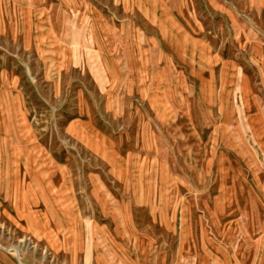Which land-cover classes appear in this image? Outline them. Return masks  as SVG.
<instances>
[{
	"label": "rangeland",
	"instance_id": "rangeland-1",
	"mask_svg": "<svg viewBox=\"0 0 264 264\" xmlns=\"http://www.w3.org/2000/svg\"><path fill=\"white\" fill-rule=\"evenodd\" d=\"M4 264H264V0H0Z\"/></svg>",
	"mask_w": 264,
	"mask_h": 264
},
{
	"label": "bare ground",
	"instance_id": "bare-ground-1",
	"mask_svg": "<svg viewBox=\"0 0 264 264\" xmlns=\"http://www.w3.org/2000/svg\"><path fill=\"white\" fill-rule=\"evenodd\" d=\"M3 259H4L6 264H11L10 261L6 260L5 258H3Z\"/></svg>",
	"mask_w": 264,
	"mask_h": 264
},
{
	"label": "crops",
	"instance_id": "crops-1",
	"mask_svg": "<svg viewBox=\"0 0 264 264\" xmlns=\"http://www.w3.org/2000/svg\"><path fill=\"white\" fill-rule=\"evenodd\" d=\"M0 264H4L3 260L1 259V257H0Z\"/></svg>",
	"mask_w": 264,
	"mask_h": 264
}]
</instances>
